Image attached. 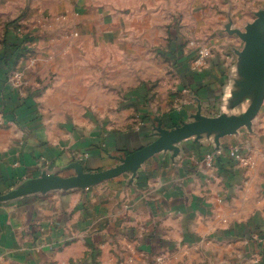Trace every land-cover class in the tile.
Listing matches in <instances>:
<instances>
[{
  "label": "crops",
  "instance_id": "1",
  "mask_svg": "<svg viewBox=\"0 0 264 264\" xmlns=\"http://www.w3.org/2000/svg\"><path fill=\"white\" fill-rule=\"evenodd\" d=\"M263 5L0 0V264H264V104L118 173L159 128L248 111L243 34ZM19 16L21 88L5 31Z\"/></svg>",
  "mask_w": 264,
  "mask_h": 264
},
{
  "label": "water",
  "instance_id": "2",
  "mask_svg": "<svg viewBox=\"0 0 264 264\" xmlns=\"http://www.w3.org/2000/svg\"><path fill=\"white\" fill-rule=\"evenodd\" d=\"M243 36L247 42L245 55L249 66L253 71L252 83L257 86L255 100L248 111L243 115L217 117H207L198 114L194 120L188 123L176 125L170 129L159 128L158 138L146 147L129 155L118 173L131 172L135 174L136 168L138 167L135 160L137 157L155 152L156 150L166 146L171 141L179 139L185 135L210 128L234 131L240 126L250 123L256 117L264 104V11L257 13V16L249 24L247 31L243 34ZM107 176H109L108 173H99L89 176L88 178L94 180Z\"/></svg>",
  "mask_w": 264,
  "mask_h": 264
},
{
  "label": "built area",
  "instance_id": "3",
  "mask_svg": "<svg viewBox=\"0 0 264 264\" xmlns=\"http://www.w3.org/2000/svg\"><path fill=\"white\" fill-rule=\"evenodd\" d=\"M14 37L18 43V47L13 51V54L15 57V66L10 70V74L8 77L9 82L15 86L21 88L24 85V70L23 68L18 65L20 63V59L25 57L26 55L30 54L25 47L24 43L28 41V38H22L21 41H19L17 38L21 35H23V29L19 25H14L13 27ZM19 35V36H18ZM210 55V51L206 48L199 47L198 49V58L196 60L197 64H202L204 61V58ZM31 62H34V58L32 56H29ZM231 156H233L235 159H237L239 162L247 165L248 159L242 156L240 150L238 147H233L231 149ZM207 159L209 161V164L212 165L213 162V155L209 154L207 156Z\"/></svg>",
  "mask_w": 264,
  "mask_h": 264
},
{
  "label": "rangeland",
  "instance_id": "4",
  "mask_svg": "<svg viewBox=\"0 0 264 264\" xmlns=\"http://www.w3.org/2000/svg\"><path fill=\"white\" fill-rule=\"evenodd\" d=\"M261 9V11L260 10H256V12H254V15L253 14H250V16L252 17V21H253V19L257 16V13L258 12H262V11H264V5L262 6V8H260ZM251 10H252V8H251ZM251 21V22H252ZM12 23H15L16 25H19L22 29L24 28V26H23V22H22V18H21V16H19V17H17V18H15L14 20H12V21H10L9 23H7L6 24V29H5V31L7 32V30H8V25H10V24H12Z\"/></svg>",
  "mask_w": 264,
  "mask_h": 264
},
{
  "label": "trees",
  "instance_id": "5",
  "mask_svg": "<svg viewBox=\"0 0 264 264\" xmlns=\"http://www.w3.org/2000/svg\"><path fill=\"white\" fill-rule=\"evenodd\" d=\"M14 25H15V23H12V24L8 25V30H7V31L12 30V26H14ZM7 38H8V36H7ZM11 38H12V37H11ZM26 39H27V37H26ZM11 45L14 46L15 49L18 47V43H17V41H16L15 38H12V43H11ZM12 54H13V53H12Z\"/></svg>",
  "mask_w": 264,
  "mask_h": 264
}]
</instances>
